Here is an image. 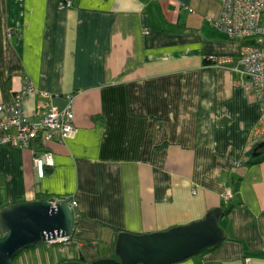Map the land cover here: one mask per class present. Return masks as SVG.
Returning a JSON list of instances; mask_svg holds the SVG:
<instances>
[{
	"label": "crops",
	"instance_id": "1",
	"mask_svg": "<svg viewBox=\"0 0 264 264\" xmlns=\"http://www.w3.org/2000/svg\"><path fill=\"white\" fill-rule=\"evenodd\" d=\"M69 2L0 0V104L29 76L60 108L73 99L78 128L47 144L56 162L44 178L36 141L0 144V211L77 202L72 243L35 264L115 256L117 229L163 231L216 207L230 209L221 220L228 239L175 264H264V150L253 151L264 143V133L254 136L260 104L232 64L206 61L242 50L210 22L221 1ZM42 100L25 99L32 119Z\"/></svg>",
	"mask_w": 264,
	"mask_h": 264
},
{
	"label": "built area",
	"instance_id": "2",
	"mask_svg": "<svg viewBox=\"0 0 264 264\" xmlns=\"http://www.w3.org/2000/svg\"><path fill=\"white\" fill-rule=\"evenodd\" d=\"M221 12L217 18H210L211 24L225 30L232 38L246 41L238 56L214 55L217 65L232 64L238 82L252 88L261 108L259 124L254 136L264 133V0H220ZM64 6H73L72 2ZM193 11V10H192ZM42 93L43 100L37 106L36 119L25 111L24 101L28 96ZM53 95L41 92L34 80L27 76L21 89L9 103L0 104V144L8 143L29 147L33 141L41 139L44 144L55 140L65 141L78 133L75 125L73 99L62 108L55 105ZM37 149L34 152V166L40 178L48 173V168L55 165L54 153ZM232 190L224 193V203L229 204ZM72 207L77 202L70 201ZM54 242L70 244L72 237H57Z\"/></svg>",
	"mask_w": 264,
	"mask_h": 264
},
{
	"label": "water",
	"instance_id": "3",
	"mask_svg": "<svg viewBox=\"0 0 264 264\" xmlns=\"http://www.w3.org/2000/svg\"><path fill=\"white\" fill-rule=\"evenodd\" d=\"M264 144V143H263ZM262 145V144H261ZM225 208L212 209L202 220L163 231L118 235L116 255L90 263L68 260L60 264H175L220 247L228 239L221 220ZM76 215L68 201L52 198L11 203L0 211V264H15L28 248L71 237Z\"/></svg>",
	"mask_w": 264,
	"mask_h": 264
},
{
	"label": "rangeland",
	"instance_id": "4",
	"mask_svg": "<svg viewBox=\"0 0 264 264\" xmlns=\"http://www.w3.org/2000/svg\"><path fill=\"white\" fill-rule=\"evenodd\" d=\"M61 244L62 243H44L28 248L16 257L15 264H26V260L29 261V259L35 264L38 262V259L44 260V258L49 257L52 252L56 251L60 253L62 250L60 249L62 246Z\"/></svg>",
	"mask_w": 264,
	"mask_h": 264
},
{
	"label": "trees",
	"instance_id": "5",
	"mask_svg": "<svg viewBox=\"0 0 264 264\" xmlns=\"http://www.w3.org/2000/svg\"><path fill=\"white\" fill-rule=\"evenodd\" d=\"M69 2V0H62V3H64V4H67ZM213 25V24H212ZM213 26H215V25H213ZM216 27V26H215ZM218 28V27H217ZM220 29V28H219ZM206 61L209 63V64H214V65H217V61H215L214 59H212L210 56H208L207 58H206ZM36 142L40 145V149H43L42 147H44V149H46V150H49V147L48 146H46V144H44V142L41 140V139H38V140H36ZM262 144V145H261ZM263 151L264 150V144L263 143H259V144H257L256 145V147L254 148V152H260V151ZM229 211H230V209L228 208H226L225 209V214H224V216H227L228 214H229ZM120 232H121V230H119V229H117V234L119 235L120 234ZM215 248H211V249H209L208 251H213Z\"/></svg>",
	"mask_w": 264,
	"mask_h": 264
},
{
	"label": "bare ground",
	"instance_id": "6",
	"mask_svg": "<svg viewBox=\"0 0 264 264\" xmlns=\"http://www.w3.org/2000/svg\"><path fill=\"white\" fill-rule=\"evenodd\" d=\"M242 42H243V45H244L246 41H242ZM242 47H243V46H242ZM60 200L68 201L69 204H70V201H71V200H68V199H65V198H60ZM70 205H71V204H70ZM71 206H72V205H71ZM73 208H74V210H75L76 207H73ZM75 215H76V214H75ZM72 236H73V235H72ZM72 236H71V237H72ZM72 239H73V238H72Z\"/></svg>",
	"mask_w": 264,
	"mask_h": 264
}]
</instances>
